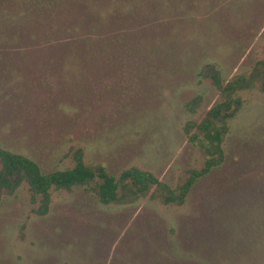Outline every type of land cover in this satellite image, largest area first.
Returning <instances> with one entry per match:
<instances>
[{
  "label": "rangeland",
  "instance_id": "rangeland-1",
  "mask_svg": "<svg viewBox=\"0 0 264 264\" xmlns=\"http://www.w3.org/2000/svg\"><path fill=\"white\" fill-rule=\"evenodd\" d=\"M262 60L264 0H0V147L42 171L80 150L173 187L202 165L206 110L232 114L180 204L3 192L0 264H264Z\"/></svg>",
  "mask_w": 264,
  "mask_h": 264
},
{
  "label": "trees",
  "instance_id": "trees-1",
  "mask_svg": "<svg viewBox=\"0 0 264 264\" xmlns=\"http://www.w3.org/2000/svg\"><path fill=\"white\" fill-rule=\"evenodd\" d=\"M90 13L98 21L101 20L100 17ZM113 14L116 16V13ZM260 64L264 69V60ZM210 76L213 83L219 86L220 82L216 74L211 73ZM243 78L238 76L235 82L237 86ZM229 87H231L229 84H225L222 88ZM261 87H264V82ZM229 108V100L224 99L206 110L204 118L196 125L202 133L200 143L204 151L202 165L199 168L188 169L183 182L173 187L150 172L137 167L122 169L116 175L109 174L100 164H85L80 150L73 154V163L70 167L42 171L30 157L0 147V197L3 192H13L24 183L30 199H38L41 209L46 206L52 189H68L73 186L88 188L102 203L129 202L141 196H148L163 203L180 204L193 183L206 175L211 168L219 165L221 134L225 132L226 121L232 115ZM189 138L193 140L191 135Z\"/></svg>",
  "mask_w": 264,
  "mask_h": 264
}]
</instances>
